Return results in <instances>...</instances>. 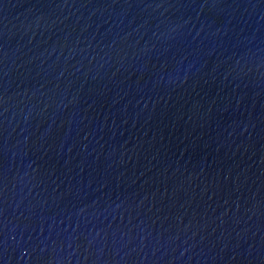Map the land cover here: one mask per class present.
<instances>
[{"label":"water","instance_id":"obj_1","mask_svg":"<svg viewBox=\"0 0 264 264\" xmlns=\"http://www.w3.org/2000/svg\"><path fill=\"white\" fill-rule=\"evenodd\" d=\"M0 264H264V0H0Z\"/></svg>","mask_w":264,"mask_h":264}]
</instances>
